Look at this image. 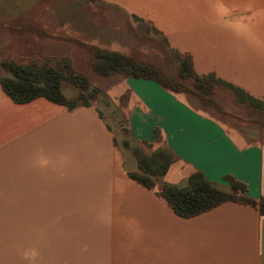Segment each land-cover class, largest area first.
<instances>
[{
    "label": "crops",
    "instance_id": "0c3cea01",
    "mask_svg": "<svg viewBox=\"0 0 264 264\" xmlns=\"http://www.w3.org/2000/svg\"><path fill=\"white\" fill-rule=\"evenodd\" d=\"M98 3L151 23L170 48L192 56L199 75L264 100V0ZM125 83L136 104L133 137L152 141L160 127L179 157L169 173L188 180L199 170L223 189L231 176L264 198V136L246 142L183 96L150 81ZM107 125L93 107L15 104L0 84V264H264L259 211L226 203L178 217L128 178L136 161Z\"/></svg>",
    "mask_w": 264,
    "mask_h": 264
},
{
    "label": "trees",
    "instance_id": "16d2710c",
    "mask_svg": "<svg viewBox=\"0 0 264 264\" xmlns=\"http://www.w3.org/2000/svg\"><path fill=\"white\" fill-rule=\"evenodd\" d=\"M131 17L136 22H145L135 15ZM149 24L154 33L162 35L151 23ZM18 27L15 30L21 34V37H24L26 33H33L40 37L47 35L39 25L33 23H24ZM163 38L167 48H170L168 40L164 36ZM79 43L90 55L88 67L99 78L122 77L125 80L154 82L162 90L174 96H183L196 102L203 112H209L207 115L203 114L215 121L217 120L212 113L227 114L223 104L217 98V89L224 87L233 93L235 104L247 111L258 113L260 118L264 116V100L254 98L243 89L220 79L214 73L199 75L195 70L193 58L189 54L170 48L176 64L175 75H170L157 63L142 60L136 55L84 42ZM0 68L7 73L0 77V84L15 104L24 105L44 98L66 107L69 111H75L80 108L94 107V103L104 94L101 88L92 85L86 74L75 68L68 56L55 58L54 61L46 58L43 62L35 57L26 62L4 58L0 61ZM67 84L76 90V94L72 97L65 94ZM95 109L101 119H104L98 108ZM192 109L199 112L193 107ZM124 123L126 125L128 120ZM257 123H260L258 119ZM107 128L111 130L108 125ZM124 129L129 136L133 137L130 129ZM123 144L131 152L137 164L136 171L127 172L128 178L147 190L155 191L178 217L191 219L226 203L251 207L264 216V198L251 197L247 185L234 177L225 178L229 183L228 189L212 183L199 170L189 176L187 184L183 187L162 181L161 179L179 162V157L168 146L160 127H154L152 141H141L132 145L130 141L125 140ZM115 145L117 146L116 139Z\"/></svg>",
    "mask_w": 264,
    "mask_h": 264
},
{
    "label": "rangeland",
    "instance_id": "374dc122",
    "mask_svg": "<svg viewBox=\"0 0 264 264\" xmlns=\"http://www.w3.org/2000/svg\"><path fill=\"white\" fill-rule=\"evenodd\" d=\"M0 22V61L13 58L26 62L35 57L43 62L46 58L54 61L55 58L68 56L75 68L90 78L94 87L104 91L93 108H98L106 123L112 127L121 150H127L123 144L125 140L132 145L139 143L124 129H130V118L136 105L125 79L96 76L87 65L90 55L79 42L136 55L142 60L157 63L167 74L175 75L173 53L167 48L163 36L154 33L149 23L136 22L125 11L91 0H0ZM24 23L39 25L47 35L40 37L26 33L21 37L15 29ZM4 75L7 73L0 68V77ZM217 91V98L227 114L212 113L214 119L227 127L229 132L246 137V142H254L255 137L262 138L264 116L260 118L258 113L235 104L229 89L219 87ZM65 94L72 97L76 90L67 84ZM185 99L199 112L209 113L203 112L196 102ZM257 119L260 123H257ZM125 120H128L126 125ZM127 151L130 156L131 152ZM161 180L179 186L187 182L186 173H179L175 169Z\"/></svg>",
    "mask_w": 264,
    "mask_h": 264
}]
</instances>
